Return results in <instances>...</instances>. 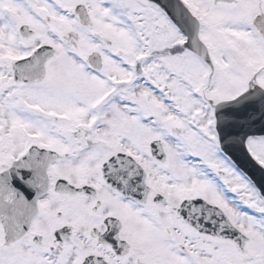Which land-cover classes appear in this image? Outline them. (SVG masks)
Here are the masks:
<instances>
[{
  "label": "snow or ice",
  "instance_id": "snow-or-ice-1",
  "mask_svg": "<svg viewBox=\"0 0 264 264\" xmlns=\"http://www.w3.org/2000/svg\"><path fill=\"white\" fill-rule=\"evenodd\" d=\"M0 264H264V0H0Z\"/></svg>",
  "mask_w": 264,
  "mask_h": 264
}]
</instances>
